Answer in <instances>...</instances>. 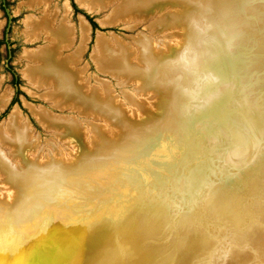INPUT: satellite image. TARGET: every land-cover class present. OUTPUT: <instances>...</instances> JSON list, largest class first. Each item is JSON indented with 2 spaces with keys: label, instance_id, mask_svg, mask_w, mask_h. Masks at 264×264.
<instances>
[{
  "label": "bare ground",
  "instance_id": "bare-ground-1",
  "mask_svg": "<svg viewBox=\"0 0 264 264\" xmlns=\"http://www.w3.org/2000/svg\"><path fill=\"white\" fill-rule=\"evenodd\" d=\"M79 1L90 10L117 2L107 22L142 20L160 8L164 14L156 27L167 30L173 43L157 50L150 38L141 37L135 54L124 43L98 37L93 54L98 69L137 84L138 92L150 97L133 99L130 111L106 81L100 80L102 89L90 88L84 68H77L89 40L87 24L82 23L77 50L64 55L74 28L65 22L54 29L55 16L47 8L42 19H28L31 39L43 36L47 44L26 51L33 63L27 77L38 87L51 85L48 95L58 105L110 126L92 124L93 139L87 140L75 118L36 110L41 123L69 139L75 151L69 158L33 160L30 127L18 112L12 115L0 133L15 161L0 151V264L152 261L146 240L162 230L179 178L199 183L203 175L212 176L208 172L221 165L227 147L229 169L244 170L253 159L264 165V0ZM75 181L84 182L83 194L77 203L67 199L65 209L91 201L90 207L81 212L73 207L76 212L65 211L60 219L46 213L53 205L41 209L57 201L53 194L59 187ZM142 184L168 193L147 202ZM85 217L82 225L74 224Z\"/></svg>",
  "mask_w": 264,
  "mask_h": 264
},
{
  "label": "rangeland",
  "instance_id": "rangeland-1",
  "mask_svg": "<svg viewBox=\"0 0 264 264\" xmlns=\"http://www.w3.org/2000/svg\"><path fill=\"white\" fill-rule=\"evenodd\" d=\"M47 2L48 0H0V133L7 127L12 115L18 112L21 121L28 123L31 138L35 142V146L30 148L29 157L42 161L53 155L69 158L75 148L70 140L61 137L56 129L44 126L37 118L36 110L44 109L52 115L75 118L87 140L93 139L92 124L103 128L110 125L103 119L84 115L72 106L58 105L57 101L48 95L52 91L51 85L38 87L27 77V67L33 63L25 57L26 51L36 50L47 44L43 36L40 39H31L28 34L31 28L26 23L30 17L42 19L47 8L48 13L55 16L54 29H58L65 22L74 28V42L69 49L63 51L64 55L77 50L81 44L82 23L87 24L89 40L85 43L77 68H84L83 76L90 88L102 89L104 86L101 82L106 81L117 100L130 111L134 109V100L146 101L150 97L141 95L137 84L123 83L122 79L98 69L93 57L98 37L102 35L112 43H124L135 54L140 51L137 41L141 37L150 38L157 50L165 49L169 43H173V38L167 30L156 27V22L164 14L160 8L142 20L133 18L130 21L107 22L118 6L117 2L110 3L103 9L93 10L84 7L79 0H50L46 5ZM250 133L252 130L246 132L245 137L248 138ZM227 148L223 150L224 160L219 162L221 165L208 172L212 176L203 175L199 183H189L187 179L180 178L177 181L178 190L168 202L162 230L146 240L148 250L154 253L155 258L152 261L129 263L128 260L118 258L117 262L109 260L106 264H264V165L253 159L244 170L229 169L227 166L232 160L226 156ZM0 151L15 163L11 148L3 145L1 137ZM259 166L263 168L258 169ZM80 182L75 181L68 186L59 187L53 194V201H57H49V206L44 205L41 209L46 210L53 205V209L50 208L46 213H52L57 219L63 214H68L67 212H76L75 206L71 205L70 210L65 209L63 204L71 196L74 202H78L83 194L79 192V188L84 182ZM141 186L143 192L140 193L147 202H157L168 193L166 188H159L160 192H155L146 184ZM1 191L3 186L0 184V193ZM58 202L59 206L53 204ZM92 203H83L75 209L79 207L77 211L81 212ZM202 219H207L208 221L204 220L207 224H204ZM86 220L85 217L73 223L82 225ZM209 220L214 223L211 222V225ZM105 247L107 246L103 248Z\"/></svg>",
  "mask_w": 264,
  "mask_h": 264
},
{
  "label": "flooded vegetation",
  "instance_id": "flooded-vegetation-1",
  "mask_svg": "<svg viewBox=\"0 0 264 264\" xmlns=\"http://www.w3.org/2000/svg\"><path fill=\"white\" fill-rule=\"evenodd\" d=\"M49 2H50V0H48V4H49ZM30 4H31V5H34V4H32L31 2H30ZM35 4H38V3H35ZM43 6H44V5H43ZM48 6H49V5H48ZM44 7H45V6H44Z\"/></svg>",
  "mask_w": 264,
  "mask_h": 264
}]
</instances>
